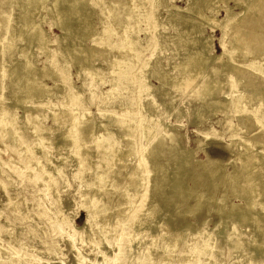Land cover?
Segmentation results:
<instances>
[{
	"label": "bare ground",
	"instance_id": "6f19581e",
	"mask_svg": "<svg viewBox=\"0 0 264 264\" xmlns=\"http://www.w3.org/2000/svg\"><path fill=\"white\" fill-rule=\"evenodd\" d=\"M147 1L149 2L147 3L146 0H48L47 2H43V0H0V90L13 87L10 94V99L12 100L10 105L3 103V96L0 94V137L6 133L13 137L19 136L24 132H28V135L31 132L36 135L35 141L31 142V144L26 141L23 144L18 142L16 145H20L18 147L26 145L24 150H30L39 156V160L35 164H31V170L35 169V173H38L37 175L46 173L50 177L65 162L73 161L84 165L87 164L88 174L86 181L88 189L82 194L86 202L84 205L85 218L78 227L74 226V224L69 225L71 232L66 234L69 246L76 257L74 264H81L84 260V257L79 253V247L76 245L75 235L89 230L90 233L91 231L94 233V236L89 235L87 240L80 238L82 243L86 240L93 243L96 248H99L103 243H110L112 237L121 233L117 225L126 216L133 200L139 195V200L145 204V208L143 211L134 212L131 215V220L135 221L131 231L136 235L144 231L151 234L157 231L158 228L155 227L157 222H162L164 234L168 235L167 232L170 231V225L167 224L168 220L164 219V213L175 215L179 213L178 210L182 199L189 196L195 197V203L191 211L199 210L203 205L201 201L203 190H208L205 203H212L215 197V189L219 183L225 184L232 190L234 189L238 194L241 191L244 192L247 197L246 207H244L251 215V220H248L252 221L253 218V221L258 222L260 219L262 221L264 219V217L261 218L259 216H264V128L257 134L255 132L257 129L254 130L255 127H253L251 115L236 114L237 110L243 109L247 102L252 104V100H256L257 110L262 109L263 106V102L260 99L263 97L264 88H258V85L257 88L243 89L244 91H241V82H250L245 78L250 70L239 72L238 68L241 61H251L256 56L264 54V0H188L187 5L181 8L190 11V14H181L179 7H176L177 11H169V7L172 4H170L169 0ZM228 2H233L234 6L241 9L235 11L233 5H229ZM219 3H222L220 5L225 12V16L215 20V13L212 11L215 9V4L217 6ZM143 5L146 6V9L147 7L151 8V6L157 8L156 16L154 17L155 21L145 22L147 27L157 26L163 10L166 12V19L179 29L178 34L181 35V37L175 35L172 39L174 41H182L191 47L187 59L179 64H174L173 67L183 77H188V80L194 81L196 77L200 78L195 88L198 103L196 116L201 119L219 107L218 111L226 117L222 122V119L216 120L208 127L198 130V132H201L202 137L198 138L196 148L203 149L205 152L202 159L193 158L194 150L184 151L181 148L179 145L180 135L172 128L166 131L167 142H164L161 137L159 138L154 131L157 119L153 115L150 118L146 119L144 117L141 119V122L143 121V124H141V137L146 141L138 142L134 141L133 138L140 133L134 130L135 121L131 117H122L119 120L117 119V121L114 115L107 114L109 120H106V122L116 120L117 124L115 126L116 131L113 132V129L112 132H109L110 126L108 124L110 125V123L103 121L101 126H99L100 124L94 125V117L85 107L88 106V100L84 94L85 90H89L88 92L93 94L98 90V85L108 83V88L99 90L101 94H107L105 98L108 101L109 96L115 97L116 93L121 92L122 87L124 89V80H128L132 76V73L123 74V70L128 68L132 62L122 58L120 51L116 54L115 52L117 51L114 50L113 46L118 43L126 45L145 42L146 36H144V39L141 36L136 38L134 34L130 33L140 21L145 20L139 18L138 21H135L137 17L143 15L141 12ZM205 8L211 11L208 16L209 12L204 11ZM42 9H47L46 12L49 11L47 17L42 15ZM258 11L259 16L257 15ZM194 13L201 17H207L211 23L218 27L219 32L222 34L221 38H218L223 49L220 54L216 53L217 55L213 56L210 54L213 42L212 36H200V34L195 36L196 33L202 30L203 26L199 23L198 25L194 24ZM241 13H244V16ZM256 16L258 17L255 23L261 28L259 30L255 29L256 24L254 22L249 26H245L244 22H242L244 19L249 21L250 18H255ZM46 18L50 20L51 26H57L61 32V34H56L58 45L53 50L50 49L51 40L49 35L42 28V23L46 21ZM147 27L144 30V35L148 33ZM29 33H33V35L26 40V35ZM236 36L239 39L233 42ZM224 37H227L226 43H224ZM22 40H26L25 45H20ZM88 40L90 43L87 46L86 42ZM31 45H36L37 49H35L36 51H34L32 56H29L28 50H32ZM228 45H230V51H227ZM12 46L16 47L15 51L10 49ZM83 51L85 52L82 53ZM38 52H42L45 55V60L40 67L36 65ZM99 58L107 59V65L103 68L95 64ZM210 60H213V64L211 68H207L206 65ZM13 61L15 63L17 61V63L12 66ZM70 61L78 64L76 74H73L69 67V71L66 69ZM145 66L147 68L143 70V75H140L144 92H142L141 101L137 105H140L142 113L154 114L153 104L146 103L145 99L149 98V100H152L154 91L157 88L156 86L145 84L144 77L151 73L165 83L164 86L166 88L162 92L159 91L162 95H168L167 88L170 87V81H174L177 86H180L182 82L178 80L182 78H180L181 75L178 77L170 74L168 69L158 63L157 57L154 60L147 59ZM261 69L253 68L256 72H260ZM237 71L238 73H236ZM84 73L91 77L90 81L88 83L82 82L78 86L74 85L73 77L76 76L81 82ZM249 73L252 75L254 72L250 71ZM214 74L217 76L214 77ZM230 74H233V76L227 77ZM255 75H252V77L254 76L253 79L256 77ZM6 76L15 77L6 82ZM46 77H53L54 82L52 85H48L44 81ZM249 79H251V76ZM185 85L188 86L186 83ZM131 87L127 86V91H130ZM221 92L222 97L217 99V95ZM50 96L61 98L64 108L67 106L74 108V110H55L50 112V116L53 119L58 120V118H61L58 120L61 124L56 125L62 131V139H60L61 142L58 143L60 144L58 146L62 145L61 147L65 146L68 149H73L72 146L76 145L77 148L74 147V149L81 152L80 154H73L62 152L59 149L57 151V156L61 158L59 161H53L48 158L49 151L40 150L42 142L52 140L55 144L56 141L50 138V127L48 128L45 124L40 123L38 120L36 121L33 116L47 106L48 100L50 101L51 99ZM31 99L37 101V103L31 105L30 108H25L26 110L22 114H18L17 110L23 108L24 104ZM104 102L97 99L96 106L98 108L112 107V105L106 103L105 99ZM135 104L133 103L132 106L131 104L125 105L121 103L118 108H115L118 111H127L131 114V112H135L133 109ZM167 105L176 108L172 101L170 103L167 102ZM82 106L84 108H80ZM80 109L83 110L81 111ZM99 112L102 116L105 113L102 110H99ZM234 115L236 122L250 132L247 136L244 133L241 136V141L235 140V142L228 144V146L230 145L229 152L234 148L239 149L238 147H241V150L235 152L228 160L227 163L234 160L236 162L232 163L234 165L231 171L226 173L224 169L225 160L218 155L214 156L210 150L205 149L204 145L209 140L217 139V137L222 135L220 130H214L213 124L220 123L221 128L229 129L230 127L227 124ZM77 117L85 118L86 122L73 123L75 120L79 121L76 119ZM16 118H21L23 123L17 125ZM24 119L27 121L24 122ZM66 121H69V125H63V122ZM10 123L16 124L17 128L10 129L5 127ZM150 123L152 124L150 125ZM226 125L227 127H225ZM85 128H88L87 132L83 131ZM97 130H104V135L99 134ZM105 134H110L112 137L110 141L118 140L117 143L108 142L107 145L101 146L99 142L96 145L91 141L94 135L100 138L104 137ZM78 135L77 141L74 137ZM90 145H94V147L89 148ZM24 153L26 152L22 151V154ZM100 153H105L106 156L91 162L92 156ZM137 155L143 162L137 163L134 170L128 174L129 167L123 166L122 162L128 160V158L134 159ZM165 155H173L178 158L180 168L176 174L173 186H171L172 178L169 173L173 164L170 158H163ZM43 157L46 158L45 161L42 160ZM189 164H193L195 167L197 164L200 169L194 170L193 166ZM147 172L148 177L146 176ZM188 181H190V184L187 183ZM0 182L3 183L2 187L5 190L11 184L10 180H5L3 177H0ZM110 193H118V195L112 199V196L109 195ZM16 203V205L12 203L10 207L12 209L23 208L22 202L17 201ZM257 204L260 205V210L263 214L260 212L259 215H256L258 213L255 211ZM222 205L224 206V204ZM113 208L116 210L110 213ZM205 212L207 211L205 210ZM247 214L244 215L246 216ZM240 215L244 216L243 214ZM216 218L218 219V217ZM204 220L203 218L202 224L204 228L198 229L197 233L192 236L188 233V228L184 227L180 232L172 233L168 238L165 236L166 238L160 239L158 242H162L163 246L161 251L162 259L159 264H173L171 256L174 250L178 251L180 264H221L223 247L236 255L241 252L246 253L248 257L244 264H264V238L262 241H258L261 243L259 248L257 247L253 250L252 248H255V237L246 236L241 238L235 234L236 229L234 228L230 232L219 231L218 229L221 228L208 231L210 229H206ZM92 223L98 226V230L95 231L89 228ZM220 224L222 225V223ZM56 226L57 223L52 222L51 227L55 229ZM115 233L116 235H113ZM151 238L153 239V237ZM222 239H224V245L221 243ZM16 241H9L7 246L0 245V258L2 259L0 264H15L14 258L19 257L18 251H16ZM152 241L150 243L147 239H141L131 247V251L134 252V262L131 264H139L140 261L145 260L140 255V252L156 244L155 241ZM7 249H11V254L7 252ZM124 250L125 247L121 245L118 254L124 252ZM98 252L102 254L103 260L100 263L93 261L92 264H107L105 260L111 255L103 249L98 250ZM3 254L5 256L2 258ZM21 258L20 255L19 259L23 261L22 264H35L32 260L27 261Z\"/></svg>",
	"mask_w": 264,
	"mask_h": 264
},
{
	"label": "rangeland",
	"instance_id": "374dc122",
	"mask_svg": "<svg viewBox=\"0 0 264 264\" xmlns=\"http://www.w3.org/2000/svg\"><path fill=\"white\" fill-rule=\"evenodd\" d=\"M47 1L48 0H43V2H47ZM146 2L148 3L149 1L146 0ZM169 2L170 4L172 3L170 6L171 8L169 7V11L171 10L173 12L177 11L178 9L176 7H179L180 8L179 11L181 14H190V11H186L185 9H182L187 5L188 0H169ZM220 4L222 5V3L217 4V6L215 4V9H213L212 11L215 13L214 14L215 20L216 18H223L225 16V12L223 8H221ZM228 4L233 5L235 11H239L241 9V8H237V6H234L233 2H228ZM141 9L143 10V11L141 10L143 15L137 17V20L135 21H138L139 18L145 19L146 21L145 20L140 21L138 25H136L130 31V33L134 34L136 38L141 36L144 39V36H146L144 40L145 42L142 44L135 43V44H126V45H122L118 43L115 44V46H113L114 50L117 51V52L114 51L116 54L120 51L122 58L132 62L128 68H125L123 70L124 72L123 74L132 73V76H130L128 80H124L123 82L124 89L122 87L120 93L118 94L116 93L115 97L109 96L108 98L109 102L105 98L107 97V94H101L99 92L101 88H108L109 87L108 83H101L100 85H98L97 86L98 90H96L93 94L89 93L88 92L89 90H85L84 94L88 100V106L85 107L94 117L93 120L94 125L100 124L99 126H101L102 125L101 122L103 121L106 122V120H109L108 115H114L116 117V120L117 119L119 120L122 117L123 118L131 117L133 121H135L134 130L140 133L138 136L133 138L134 141H138V142L146 141L141 137V131H142L141 124H143V121L141 122V119L144 117L147 119L150 118L151 115H153L154 118L157 119L156 124L154 126L156 127L154 131L158 134L159 138L161 137L162 139H164V142H167L168 138L166 136L167 135L166 131L172 128L175 130L176 133L180 135L179 145L181 146V148L184 151L191 149L194 150L193 158L202 159L204 158L205 152L203 151V149L196 148L198 138L202 137L201 132H198V130L202 129L203 127H208V125H211L212 122H215L216 120L222 119L221 120L222 122L226 119V117L220 111H218L219 107H217L213 112L209 113L208 115L202 117L201 118L202 120L199 119L198 116H196L198 103L196 99L195 88L197 87V82L200 80V78L196 77L194 81L188 80L189 79L188 77L186 76L183 77L182 74L179 73V71H177L175 67H173L174 64H179L180 62L185 61L187 59V55L191 51V47L187 44H184V42L182 41H174L172 39L175 35L178 37H181V35L178 34L179 29L176 28L173 25V23H171L169 20L166 19L165 11L162 10V17L160 18L159 22L156 21L157 26H153L149 28L146 26L145 22L155 21L154 17L156 16L157 8L151 6V8L147 7L146 9V6L143 5ZM46 10L42 9V13H43L42 15H44L45 17H47V14L49 13V11L46 12ZM204 11H206L207 13L209 12L207 16L211 12L209 11L208 8H205ZM257 15L258 16L260 15L259 11ZM258 16H256L255 18H250L249 21H245L247 19L241 21L244 22L245 26L246 25L249 26L253 24V22L255 23ZM193 17L195 18L194 24L198 25L199 23L203 26L202 30L196 33L195 36H197V34H200V36L203 35L207 37L212 36L211 38L213 42L211 44L210 54L212 56L220 54L223 51V49L222 46L220 45V42L218 41V38H221L222 34L219 32L218 27H216L213 23H211L207 19V17L204 16L201 17L200 15H197L195 13ZM146 27L148 33L147 35H144L145 33L144 30ZM42 28L45 31H47L49 38L51 40L50 49L53 50L58 45L56 34H61V32L57 26L54 25L51 26L50 20L48 18H46V21L42 23ZM255 29L259 30L261 28L259 27L258 24H256ZM32 35L33 33H29L28 35H26V40L29 39V37H32ZM115 37L117 38V36ZM237 39H239L237 36L234 37L233 42H236ZM25 41L22 40L20 45H25ZM87 42L86 45L90 43L89 40ZM226 42H227V37H224V43ZM31 48L32 50L31 49L28 50L29 56H32L34 51H36L35 49H37L36 45H31ZM10 49L15 51L16 47L12 46L10 47ZM230 50H231L230 45H228L227 51ZM84 52L85 51H83L82 53ZM38 53L39 54H37L36 65L37 67H40L45 60V55L42 52L41 53L38 52ZM156 57L158 58V63L162 65L164 68L168 69L170 71V74L177 75L178 77H180L181 75L180 78L182 79L178 81H181L182 83L184 81V83L183 84L181 83L180 86H177L176 82L170 81L169 82L170 87L167 88L168 95H162L159 93V91L162 92L163 89L166 88L164 86L165 83L157 79V77L151 73L148 74L146 77H144L145 78L144 80L146 81L145 84H148L149 86L153 85L156 86L157 88L154 91L152 100L151 99L149 100V98L145 99L146 103L153 104L155 113L146 114V113H142V110L139 107L140 105H137L141 101L140 96L142 95V92H144L142 88L143 82L140 80V75H143V70L147 68L145 66V62L147 61V59L154 60ZM263 59H264V54H262L261 56L260 55L256 56L251 61L240 62L241 64H239L240 67L238 68L239 72L250 70L251 72L252 71L254 72L252 75L256 74L255 75L256 77L253 79L254 76L252 77L251 73H249L250 71H248L247 73L248 76L246 75L245 78L248 79L250 82L248 83L241 82V86H240L241 91H244L243 89L248 90V89L257 88L258 85H259L258 88H264ZM106 60H107L106 58L105 59L99 58L95 64L103 68L104 66L107 65ZM14 61L12 63V66L17 63V61L16 63ZM212 62L213 60L208 61V64L206 65L207 68L209 67L211 68L213 64ZM68 67L73 74H76V70L78 69V64L76 62L70 61L69 65H67L66 67L67 70ZM253 68H262V69L260 70V72H256L253 70ZM238 71L236 73H238ZM216 76L217 75L214 74V77ZM232 76L233 74L227 75V77H232ZM250 76L251 79H249ZM13 77L15 76H11V77L6 76L5 77L6 82L7 81L9 82V80ZM74 77H73L74 79L73 84L76 86L81 85L82 82L88 83V81H90L91 78L86 73H84V77L82 78L81 82H79L76 76ZM44 81L48 85H52L54 82L53 77H46ZM185 83L188 84V86L185 85ZM127 86H132L130 91H127ZM12 90L13 87L0 90V94L3 96V100H4L3 103L9 105L12 103V100L10 99V94ZM221 97H222V92L218 94L216 98L220 99ZM50 98H51L50 99L51 102L48 100V103L46 104L47 106L43 107L41 111L37 112L33 116L34 119L36 118L35 119L36 121L38 120L40 123L45 124L48 128L50 127L49 128V130L51 131L50 138L56 141L55 144L53 143L52 140H47L42 142L40 145V150L49 151L48 158H50L53 161H59L61 159L60 156H57V151L59 149L62 152H69L73 154H80L81 152H79L77 149H74V147L77 148L76 145L72 146L73 149H68L65 146L61 147L62 145L58 146L60 145L58 143L61 142L60 139H62L61 137L62 131L59 130L56 127V125L61 124L58 121L61 118H58V120L53 119L50 116V112L55 110L56 111L74 110V108L72 106H67L66 108H64L61 103V98H58L56 96H50ZM97 99L103 101V103H105L104 102L105 99L106 103L112 105V107L109 106L110 108L109 107L98 108L96 106ZM260 100L263 102L262 109L257 110L255 105L257 102L256 100H252V104H248L249 102H247L246 106L243 109H238L236 113V114L241 113V114L251 115V118L253 119L252 121L253 127H255L254 130L257 129L255 130L257 134L261 132L262 128H264V114H263L264 94ZM171 101L172 104L176 106V108H172L167 105V102L170 103ZM36 103L37 101L33 99L26 102L23 108L17 110L18 114H22L27 108H30L31 105H35ZM121 103H124L125 105L131 104L132 106L133 103H136L133 107L135 112H131L130 114L127 111H118L116 108H118ZM80 108H84V107L82 106ZM80 110L82 111L83 109ZM99 110H102L103 113L105 112L103 116L100 114ZM235 115L230 119L231 123L229 122L227 124L228 127H230L229 129L221 128L220 123L213 124V127L215 128L214 130H220L222 135L220 137H217V139H213L211 141L209 140V142L204 145L205 149L210 150L211 153L214 154V156L218 155L221 157V159L225 160L226 165L224 169L226 173L231 171L234 165L232 163L236 162L234 160L232 162L227 163L228 160L234 155L235 152H239L241 150V147H238L239 149L234 148L233 150H231V152H229L230 145L228 146V144L235 142V140L241 141L242 139L241 136H243L244 133L247 136V134H249L250 132L246 128H242L236 122ZM16 119H17L16 122H18L17 125L23 123L21 118H16ZM26 119H24V122L27 121ZM76 119H78L79 121L77 120L73 121V123L75 124L86 122L85 118L77 117ZM116 120H113L112 122L110 121L106 122V123H110V125L108 124V126H110L109 132H112L113 129H114L113 132L116 131L115 128V126L117 125ZM64 124L69 125V121L63 122V125ZM151 124L152 123H150V125ZM17 125L14 123H10L7 124L5 127H8L10 129L11 128L16 129ZM227 125L225 127H227ZM87 130L88 128L83 129L84 132L85 131L87 132ZM97 131L99 134L104 135V130L101 131L97 130ZM26 133L24 132L21 135L19 136L16 135L14 137L9 133H6L4 135H1L0 137V177H3L5 180H10L11 182V184L8 185V188L6 190L3 189L2 187L3 181L1 180L2 182H0V208H1L0 245L7 246L9 241L17 240L16 251H18L19 257L14 258L15 264H22L23 261L19 259L20 255L22 257L21 258L22 260H27V261L32 260L35 262V264H74L76 261V257L74 255V251L69 246L68 243L69 241L67 240L66 234L71 232L69 225L74 224V226L78 227L82 224L85 218L86 213L84 210L85 209L84 205L86 202L82 194L84 191L88 189V183L86 181L88 174L87 164L84 165L82 163L73 162V161L65 162L62 165V167L60 168L58 167L54 175L52 176L50 175V177L49 175H46V173H43L42 175L40 174L37 175L38 173H35V169L31 170L32 169L31 164H35L39 160V156L35 155V153L31 152L30 150L27 151L24 150L26 149V145H22V147H18L20 145L18 146L16 145L18 142L23 144L26 141H28V143L30 142L31 144V142L35 141L36 138L35 134L31 132V134L28 135V132ZM78 138L79 135L74 137V139H76L77 141ZM111 139L112 137L110 136V134H105L104 137H100V138L94 135L91 138V141L96 145L99 142L101 146L107 145L108 142L117 143L118 141V140L110 141ZM93 147L94 145L89 146V148H93ZM22 151H25L26 153L22 154ZM102 156L105 157L106 154L105 153L95 154L94 156H92L91 162L99 160ZM166 157L170 158L172 161L171 163L173 164L172 169L169 170L170 177L172 178L171 186H173L174 180L176 178V174L178 173L180 168L178 164V158L174 157L173 155L170 156L165 155L163 158ZM42 160L45 161L46 158L43 157ZM142 162L143 161L137 155L134 159L128 158V160L122 162V165L129 167L128 168L129 169L128 174H129L132 170H134L135 165L137 163L139 164ZM189 165H192L194 170L200 169V166L197 167V164L196 167L193 164H189ZM84 167L85 169L83 170ZM146 176L148 177V172ZM187 183L190 184V181H188ZM231 190L232 188L227 187L225 184L219 183L215 189V193H214L215 197L212 203L209 204L205 203L206 197L208 196V190H203L201 197V201L203 202V205L199 210H196L195 212L191 211L195 203V197L189 196L187 198H183L180 204V208L178 210L179 213H176L175 215L165 212L163 215L164 219H166V221L168 220L167 224L170 225L169 226L170 231L167 232L168 235L164 234V230H163L164 225H162V222L155 223V227H157L158 230L152 232V234L148 233L147 231H144L136 235L131 231L135 222L133 221V219L131 220V215L134 212L137 213L139 211H143V209L145 208L144 206L145 204L140 202L139 200V196H140L139 195L137 198L133 200L130 209L126 213V216L123 219H121L122 221L117 225V228L118 230H121V233L118 236L112 237L110 239V243H103L100 245L99 248H96L93 243L86 241L89 235L94 236V233H92V231L90 233V231L87 230L85 232L75 235L76 245L79 247V253L84 257V260L81 264H92L93 261H97L99 263L102 262L103 260L102 254L98 252V250L100 249H103L104 251L108 252L109 255H111L109 258H107V260H105L107 264H131L132 262H134V252L131 251V247L141 239H147L148 242L150 243L153 240L152 242L155 241L156 244L151 245V247H148L144 249L142 252H140V255H142L145 258V260L140 261L139 264L141 263L159 264L162 259L161 251L163 244L162 242H158V241L163 237L166 238L165 236H167L168 238L169 236L172 235V233L174 234L180 232L181 230L184 229V227L188 228V233L190 234V236L196 234L198 229L204 228L202 224L203 218L205 219L204 221L206 222V229L207 230L210 229L208 231L217 230V228H221L218 230L219 231L224 230L230 232L233 231L234 228L236 229L235 234L239 235V237L241 238L246 236H252L253 238L255 237L256 240L254 243L255 248L253 247L254 245L252 246L253 248L251 247L253 250H255L257 247L259 248V245L261 244L258 241L260 240L262 241L264 238V232H263L264 219L263 221L260 219L259 220L260 223L259 221L258 222L253 221V218H252L253 222L250 221L251 215L245 208L247 197L245 196L244 192L241 191L238 194V192L235 191L234 189L232 191ZM109 195L112 196V199H114L117 197L118 193H112V194L110 193ZM17 201L23 203V208L12 209L10 207L11 204L15 203L16 205ZM222 204H224V206ZM260 209H261L260 205L257 204L255 211H257L258 213L256 214L255 212L256 215H259L260 212L262 213ZM115 210L116 209L113 208L112 210H110V213L114 212ZM205 210L209 212L207 213L205 212ZM221 211L222 214L224 213L223 215L221 214ZM245 211L246 213H248L247 215H250V216L246 215L247 218L244 215L246 214ZM240 214H243L245 217ZM205 216H207L208 218ZM259 216L261 218L264 217L261 215ZM216 217H218L219 220ZM242 217L243 219H241ZM52 222L57 223L55 229L51 227ZM94 223H92V226L89 228L96 231L98 230V226ZM220 223H222V225ZM259 228L261 231L263 229L262 231L263 234L260 230H258ZM113 235H116V233ZM151 237H153V239ZM80 238H84L86 240L82 243ZM221 243L223 245L225 244L224 239L221 240ZM121 245L125 247V250L124 252L118 254V250ZM7 250H8L7 252L11 254L10 251L11 249H7ZM4 256L5 255L3 254L2 258ZM171 257L173 264H180V258L177 250H174L172 252ZM247 257L248 255L246 253L241 252L240 254L236 255L235 253L230 252L227 248L223 247L221 264H244L246 262ZM0 260L2 259L0 258Z\"/></svg>",
	"mask_w": 264,
	"mask_h": 264
}]
</instances>
